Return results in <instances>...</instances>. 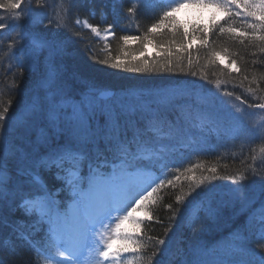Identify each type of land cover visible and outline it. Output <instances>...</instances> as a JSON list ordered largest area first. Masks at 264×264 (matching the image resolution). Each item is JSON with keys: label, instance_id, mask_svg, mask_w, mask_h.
<instances>
[{"label": "snow or ice", "instance_id": "obj_1", "mask_svg": "<svg viewBox=\"0 0 264 264\" xmlns=\"http://www.w3.org/2000/svg\"><path fill=\"white\" fill-rule=\"evenodd\" d=\"M40 3L41 0H36L38 6ZM142 4L146 8L151 7L152 0H142ZM188 4L215 5L223 9L226 15L220 21L213 22L212 27L241 43H259L261 51H264V0H180L163 12L149 32L156 33L157 29L168 28L169 24L174 34L181 32L175 22V13ZM0 9L15 14L13 24L17 20L21 24L28 22V30L20 33L22 43L19 47L25 67L41 69V79L34 94L19 112L5 118L9 109L0 111V234L7 231L31 246L28 238L31 232L45 230L65 247L67 264H72V257L83 246L88 233L95 231V222L120 209L119 206L125 200L139 195L131 209L135 211L150 201L163 186V179L156 187H151V183L143 187L138 182L126 183L129 179L137 180L146 159L153 165L158 163V160L141 155L138 145L150 131L148 128L142 129L140 121L158 118L160 105L125 106L119 103V98L131 93L140 96L163 95L169 88L105 93L93 82L89 68L74 58L69 40L41 30L44 20L48 19L49 25L55 21L40 15L39 10L35 13L29 10L21 18L22 0H4L0 2ZM127 11L132 13L135 9L129 7ZM233 19L240 20L239 27L228 23ZM8 26L0 22V30ZM112 27L109 25L110 29ZM209 35V29L204 25L194 24L190 29L183 28L181 39L171 41V45L178 44V47H169L157 53L153 59L159 57L164 62L160 64L157 61L151 67L148 61L151 53L147 51L148 45L153 43L151 37L147 34L143 39L124 36L125 44L129 39L140 40L143 66H138L140 60L133 57L132 62L117 60L111 67L137 74L149 71L175 72L174 52L187 53L191 65L192 42L198 38L201 45L206 46L209 44ZM185 40L189 42L185 43ZM231 63L235 64L236 61L232 60ZM104 66L109 65L104 62ZM180 71L183 72V69ZM236 71L241 69L237 68ZM249 107L264 110V103ZM176 124L177 121L169 122V127L174 131ZM211 172L215 173L216 169H211ZM256 175H259L258 186L249 191L248 184L255 182ZM190 179L194 180L195 177ZM228 179L233 182L229 200L217 199L212 184H205L206 180H211L210 177L199 180L197 186L203 187L195 192V197H199L197 202L206 205L208 212L201 231L211 228L226 211L229 213L225 243L220 248L200 245L189 253L178 250L176 264H264V243L258 244L256 248L251 244L253 240L264 241V175L254 173L253 177L240 175ZM102 184L119 185L126 193L125 199L119 204L107 205L98 217L89 216L87 224L82 225L79 210ZM57 191L71 193V213L68 210L61 211L63 205L56 199ZM131 211L116 224L117 236L124 243L114 248L116 240L109 239L100 257L107 260L130 250L136 251L130 246L137 245L139 233L121 229L124 220L135 219ZM136 222L139 223V220ZM3 243L10 246L9 251L13 255L16 254L11 236ZM164 243V240H160L161 245ZM64 255L62 252L61 256ZM0 264H4L2 259Z\"/></svg>", "mask_w": 264, "mask_h": 264}, {"label": "trees", "instance_id": "obj_2", "mask_svg": "<svg viewBox=\"0 0 264 264\" xmlns=\"http://www.w3.org/2000/svg\"><path fill=\"white\" fill-rule=\"evenodd\" d=\"M0 2H4V0H0ZM22 3L21 18L29 10L34 13L39 10L40 15L55 21L49 25L48 19L44 20L41 30L52 36L59 34L69 40L73 47L74 58L82 66L89 68L93 82L98 88L108 86L116 90H125L143 86L156 87L162 83H168V81L179 79L186 81L193 77L199 81V84L222 86L228 93L249 101L251 105L264 103V51H261V45L247 41L241 43L227 33L221 34L218 28L212 27L213 22L221 20V17L216 16V13L214 19L204 25L209 29V44L202 46L198 38L192 42L191 65L188 63L187 53L174 52L175 72L149 71L137 74L127 69L117 70L111 67L117 60L132 62L133 57L140 60L138 66H143V49L140 40L129 39L125 44L124 36H138L143 39L147 34L151 37L153 43L149 45L155 49L154 55L148 56L151 67L157 61L160 64L164 62L159 57L153 59L157 53H162L169 47H178V44L171 45V41L173 39L179 41L183 28H187V23L179 20L178 15L175 14V22L181 32L174 34L172 26L169 24L168 28L157 29L156 33H150L151 26L166 10V8L164 10L163 4L154 3L151 4V7L146 8L143 6L142 0H120V2L117 0H41L39 6L36 4V0H22ZM213 6L215 12L223 10ZM129 7L135 11L129 13L127 11ZM14 15L0 9V22L9 25L6 29L0 30V111L9 109V112L5 113V118L18 113L21 106L28 102L34 94L41 79L39 67H25L22 50L19 47L22 43L20 33L28 30V22L24 21L21 24L20 20H17L13 24ZM78 17L86 18L100 28L113 25L115 37L108 44L109 49L104 48L103 42L96 39L91 30L78 25ZM198 22L192 20L188 23V28L190 29L194 24H206ZM228 23L236 27L240 26L239 19L229 20ZM241 30L243 31V28ZM188 42L185 40V43ZM213 53H217V55L214 56ZM221 56L228 58V65L220 61ZM232 60L236 61L233 68ZM104 62L109 66L105 67ZM237 68L241 71H236ZM181 69L183 72L180 71ZM161 108L162 106H160ZM170 108L176 109V105ZM175 113L179 115L178 112ZM175 113L165 115L160 112V116L155 120L165 129L169 122L174 121ZM155 120L145 121L143 129H150L148 134L153 131L149 126ZM147 122L150 124L148 127ZM254 132L256 135L253 134ZM239 134L232 137L225 135L224 138L223 132L219 134L205 133L201 139L202 143L205 144L206 139L210 138L216 143L214 147H202L200 151L195 152L193 156L182 163L173 164L172 171L168 174L169 176H166L167 181H172V183H167L163 187L164 189L156 197V203L149 207L150 214L145 218L142 229L138 232L139 242L133 246L137 249L138 259L130 264L159 263L163 257V250L162 252L158 250L164 249L160 240H168L167 233L172 223L176 221L175 218L180 214L181 203L187 195L186 192L194 183L205 177H210L211 181L217 182L219 178L227 181L228 177L237 174L246 177H253L254 173L264 175V126L260 130L243 128ZM200 144L196 139L190 146L193 148ZM213 168L216 169L215 173L211 172ZM191 177H195V179H190ZM254 181L249 184L258 185L259 175L254 176ZM224 216H229L228 212H225ZM9 236L12 239V246L17 250L15 255L9 251L10 246L3 243L8 240ZM28 238L31 241V246L28 242L17 239L7 231L0 234V259L4 261V264H40L42 259L40 251L35 250L38 248L33 241L34 237L29 235ZM194 238V233L188 232L181 247L185 248L190 239L193 241ZM210 245L218 248L214 243H210Z\"/></svg>", "mask_w": 264, "mask_h": 264}, {"label": "rangeland", "instance_id": "obj_3", "mask_svg": "<svg viewBox=\"0 0 264 264\" xmlns=\"http://www.w3.org/2000/svg\"><path fill=\"white\" fill-rule=\"evenodd\" d=\"M170 2L174 5V3H178L180 2V0H170ZM214 9L215 8L211 5L205 6V5L188 4L185 7L180 8L175 14L178 15L179 20L181 19L182 21L187 23L186 25L188 28L189 26L188 23H190L192 20H196L197 22L199 21L201 23L205 22L206 24L203 25H207L209 24L210 21L214 19L215 13L218 18L224 16L223 11L219 10L218 12H215ZM78 21H79L78 25H81L85 29L86 28L91 29L94 32L96 38L99 41H103V45L105 47L108 45L109 41L112 40V37H114L112 31L109 30L105 31L104 29H100L96 26H93L88 22L86 18L78 17ZM89 25H91L92 27H89ZM147 51L148 53H151L149 57H152L154 55L155 49L151 45H148ZM220 61L225 65L229 64V60L226 56L223 57L221 56ZM233 67H235L234 64H232V68ZM184 83L185 85L181 83L182 85L179 86L168 85L166 87L160 88V89L169 88L166 90L165 93H163V95L145 94L144 96H140L136 93H131L126 96H121L119 98V103L125 106H129V105H137V104H147L148 101H157V100L169 102L171 99L172 100L184 99L187 101L190 98L187 99L184 96V92H186L184 91V87L192 86L195 83V80L193 79V77H191L190 80H186L184 81ZM186 84H190V85H186ZM194 85L198 86L197 84ZM194 85L192 87H195ZM212 89L213 90L210 93H205L202 90L195 91L194 94L195 96L193 99L194 103H197L198 105L206 106L207 109L211 111V114L209 116L211 120L205 121L206 119L205 114L201 113L197 109H192L191 110L192 112L188 118L191 119V122H193L194 125L206 124L209 126L208 130L211 132L226 131L228 135L231 133H235L236 130L239 128L240 123L230 124L232 122V120H230V116L234 112V110L240 112H235L234 116L232 117L241 118V120L244 121L247 120V122L250 123L252 127H257L261 124H264V110L259 109L260 111L256 110L249 112H246L247 111L246 110L244 113L240 109V107L242 109H244V107L240 105V103L238 102L239 100H236L237 102L235 101L234 109H231V105L229 103L230 99H227L225 94L221 93L218 88H212ZM224 116L226 117L224 118ZM219 121L221 122V125L218 128ZM248 185L252 186L251 184ZM66 210L71 212L70 208ZM143 213L144 212L141 210L138 216H142ZM133 215H135L134 211H131V216L133 217ZM122 216H124V214H121V217ZM121 217L112 219L110 222L112 226H110L108 223L105 224L104 226H102V223L101 225L96 226L95 231L90 233L91 234L95 233L97 235H102V236H99L98 239L92 241L89 245L90 246L89 250L86 251L83 255L78 256V258L76 257L75 260H72V264H102L100 262V260L102 259V257H100V252L102 251L103 246L108 242L109 239H115L116 242L120 240V238L117 236L115 225L120 221ZM54 247H55L54 250H52L48 258L46 259L45 264H67V258H65V256H61V253L64 252V247L57 239ZM115 247L116 245L114 246V248ZM102 260L105 261L104 259ZM116 260L120 261L121 258H118L117 256H113L109 258V260H106L108 261L106 264H112Z\"/></svg>", "mask_w": 264, "mask_h": 264}, {"label": "bare ground", "instance_id": "obj_4", "mask_svg": "<svg viewBox=\"0 0 264 264\" xmlns=\"http://www.w3.org/2000/svg\"><path fill=\"white\" fill-rule=\"evenodd\" d=\"M115 37V36H114ZM114 37L112 38V39H114ZM104 48H108V45L105 47L104 46ZM109 49V48H108ZM143 87H145V86H143ZM230 105H231V107L232 108H234V105H235V101L233 100V99H231L230 100ZM179 133H180V131H178ZM187 141H189V142H191L192 144H194V140L193 139H191L190 137H188L187 138ZM182 142H183V140H181V139H177V143H175V144H182ZM198 185V182H196V183H194V185H192L191 187H190V189L189 190H192L193 191V193L192 194H190L189 196H188V198H192V196L193 195H195V192H196V190H198L200 187H198L197 186ZM104 187H105V185H99L96 189H95V195H94V202H96L97 204L98 203H100V202H103L104 200H105V195H106V190H104ZM97 209H99V207L97 208ZM80 216V215H79ZM31 236V235H30ZM33 241L37 244V248H38V246L40 245V242H39V240H37L36 238H34L33 239ZM39 249V248H38ZM161 262V264H176V262H169V261H160Z\"/></svg>", "mask_w": 264, "mask_h": 264}]
</instances>
